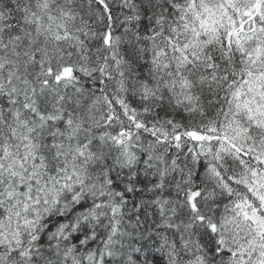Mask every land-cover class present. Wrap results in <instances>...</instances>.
Returning <instances> with one entry per match:
<instances>
[{"label":"snow or ice","instance_id":"1","mask_svg":"<svg viewBox=\"0 0 264 264\" xmlns=\"http://www.w3.org/2000/svg\"><path fill=\"white\" fill-rule=\"evenodd\" d=\"M0 264H264V0H0Z\"/></svg>","mask_w":264,"mask_h":264}]
</instances>
